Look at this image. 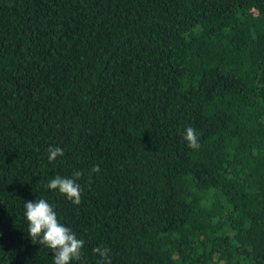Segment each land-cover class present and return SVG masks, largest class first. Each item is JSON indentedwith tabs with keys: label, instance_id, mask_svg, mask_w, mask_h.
Returning a JSON list of instances; mask_svg holds the SVG:
<instances>
[{
	"label": "trees",
	"instance_id": "16d2710c",
	"mask_svg": "<svg viewBox=\"0 0 264 264\" xmlns=\"http://www.w3.org/2000/svg\"><path fill=\"white\" fill-rule=\"evenodd\" d=\"M39 199L72 264H264V0H0V264H54Z\"/></svg>",
	"mask_w": 264,
	"mask_h": 264
},
{
	"label": "clouds",
	"instance_id": "9594fccd",
	"mask_svg": "<svg viewBox=\"0 0 264 264\" xmlns=\"http://www.w3.org/2000/svg\"><path fill=\"white\" fill-rule=\"evenodd\" d=\"M184 139L187 141L188 147L193 150H198L201 146L198 134L192 127L186 129ZM63 155L64 152L59 146L48 148L49 162H53ZM100 171L99 166H94L90 170L91 173H99ZM82 175V172L74 171L71 177L56 176L49 181L46 188L58 191L74 205H79L81 204L82 188L78 181ZM24 208V214L29 225V237L32 241H37L38 244L51 249L54 264H72L73 261L82 259L84 241L78 239L71 229L58 221L53 207L46 200L24 202ZM93 251L101 257L103 264H111L109 249L98 247Z\"/></svg>",
	"mask_w": 264,
	"mask_h": 264
}]
</instances>
